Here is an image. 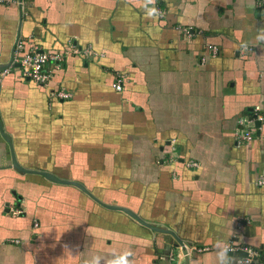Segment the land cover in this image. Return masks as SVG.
<instances>
[{"label": "crops", "instance_id": "1", "mask_svg": "<svg viewBox=\"0 0 264 264\" xmlns=\"http://www.w3.org/2000/svg\"><path fill=\"white\" fill-rule=\"evenodd\" d=\"M17 1L0 2V69L16 35L95 54L66 56L46 84L0 72V264H83L128 247L134 264H166L173 237L103 204L209 246L170 264H217L218 240L264 259V5L156 0L149 19L141 0ZM204 43L218 54L201 63ZM58 87L70 96L51 97ZM255 106L257 132L237 143Z\"/></svg>", "mask_w": 264, "mask_h": 264}, {"label": "built area", "instance_id": "2", "mask_svg": "<svg viewBox=\"0 0 264 264\" xmlns=\"http://www.w3.org/2000/svg\"><path fill=\"white\" fill-rule=\"evenodd\" d=\"M2 0H0L1 2ZM20 8H23L21 0L17 1ZM258 5H264V0H257ZM22 11V10H21ZM23 14V12L21 13ZM185 37L191 35L192 31L189 27L179 28ZM203 55L200 56L199 61L202 63L206 58L215 57L218 54V48L211 43H204L202 46ZM95 54L90 45L77 46L69 43L64 50H46L39 49L30 39H22L21 36L16 35L11 45V53L5 65L0 69L1 74L18 69L21 77H25L36 84H46L52 76V73L60 68L61 62L66 56L75 55L80 57H89ZM125 75L120 72H114L111 87L114 90H121ZM49 95L54 98H67L70 93L62 88H55L49 92ZM258 107H253L252 116H243L238 118L237 127L234 133L236 142H248L256 133L255 122L262 120L261 114L258 112ZM186 166L194 167L196 162L188 160ZM259 184L264 183L260 178ZM232 251H241L244 254L235 259L236 264H264V259L261 258L257 250L245 245H236L228 241ZM209 249V246H188L184 243L176 244L173 248H169L166 252L160 254V259L165 260L166 264L177 262L178 260L188 257L192 252H202Z\"/></svg>", "mask_w": 264, "mask_h": 264}, {"label": "clouds", "instance_id": "3", "mask_svg": "<svg viewBox=\"0 0 264 264\" xmlns=\"http://www.w3.org/2000/svg\"><path fill=\"white\" fill-rule=\"evenodd\" d=\"M156 0H141V7L144 9L146 18L155 19L159 16V10L155 7ZM257 44L264 43V29H260L256 35ZM242 47H247L243 44ZM215 258L217 264H236L233 256L230 255L232 248L227 241L218 240L214 244ZM135 253L128 247L120 251H113L109 258L101 255H91L83 260V264H134Z\"/></svg>", "mask_w": 264, "mask_h": 264}, {"label": "water", "instance_id": "4", "mask_svg": "<svg viewBox=\"0 0 264 264\" xmlns=\"http://www.w3.org/2000/svg\"><path fill=\"white\" fill-rule=\"evenodd\" d=\"M255 126L258 125V122H255L254 123ZM11 162H12V165L19 169V170H22V171H25V172H35L37 174H40L41 176H44L45 178L49 179V180H52V181H56V182H60V183H70L78 188H80L82 191H84L85 193L89 194L88 191H86L82 186L81 184L77 183V182H74V181H69V180H60V179H57L56 177H54L53 175L51 174H48L47 172H44V171H36V170H27V169H22L20 168L16 163L15 161L13 160V157H11ZM105 207L107 208H110V209H119V210H122L124 211L125 213H127L128 215H130L133 219H135L137 222H139L140 224L146 226L147 228L153 230V231H156V232H160V233H165V234H169L171 237H173V239L177 242V244H181V240L174 234V232H172L171 230H168V229H164V228H158V227H154L146 222H144L140 217H138L134 212H132L131 210L127 209V208H124V207H120V206H114V205H105L103 204Z\"/></svg>", "mask_w": 264, "mask_h": 264}]
</instances>
